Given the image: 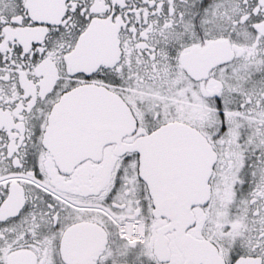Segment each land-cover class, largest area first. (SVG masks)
Masks as SVG:
<instances>
[{
    "label": "snow or ice",
    "instance_id": "snow-or-ice-1",
    "mask_svg": "<svg viewBox=\"0 0 264 264\" xmlns=\"http://www.w3.org/2000/svg\"><path fill=\"white\" fill-rule=\"evenodd\" d=\"M0 264H264V0H0Z\"/></svg>",
    "mask_w": 264,
    "mask_h": 264
}]
</instances>
